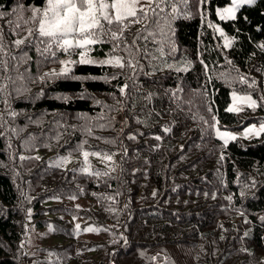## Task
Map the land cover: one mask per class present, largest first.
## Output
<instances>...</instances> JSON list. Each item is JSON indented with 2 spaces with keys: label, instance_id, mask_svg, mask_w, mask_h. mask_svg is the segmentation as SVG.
<instances>
[{
  "label": "trees",
  "instance_id": "16d2710c",
  "mask_svg": "<svg viewBox=\"0 0 264 264\" xmlns=\"http://www.w3.org/2000/svg\"><path fill=\"white\" fill-rule=\"evenodd\" d=\"M45 2L0 0V264H264V133L216 134L264 123V0L235 19L231 0H152L90 46L124 68L67 76L48 69L82 50L45 51ZM232 91L257 106L228 112Z\"/></svg>",
  "mask_w": 264,
  "mask_h": 264
},
{
  "label": "snow or ice",
  "instance_id": "6c2138e0",
  "mask_svg": "<svg viewBox=\"0 0 264 264\" xmlns=\"http://www.w3.org/2000/svg\"><path fill=\"white\" fill-rule=\"evenodd\" d=\"M183 3H187V0H182ZM199 3L205 2V0H198ZM232 6L224 8L220 12L221 19H235L236 10L245 4H253L255 0H231ZM141 0H47V7L41 13L39 8L32 9V19L38 23V36L50 38L48 47L45 51H49L52 44H56L64 52H69V50L80 49L79 64L81 65H92L99 63L103 65H111L119 68L125 67V62L122 57L110 56L106 60L95 61L88 56L90 46L95 45L98 42L97 33H103L105 28V23L107 25H118L120 27L119 34L117 32L111 33V38L113 40H119L123 34L124 28L128 25L125 23L129 18L133 19V22H139L140 18H147L148 13L152 12L155 14V8L152 7V0H147V5L145 7H140ZM159 7V4L156 5ZM173 13L177 11L175 7L172 9ZM138 14H143L142 17ZM19 27V25H17ZM217 31H220L217 29ZM31 29L29 30V35H31ZM220 35L224 36V33L220 31ZM17 45L23 44V40L15 41ZM135 43V41H133ZM232 41L225 39V47L231 46ZM264 48V45H260ZM72 61H61V64L65 65L61 68L60 73L53 72L52 75L56 76H67L72 72V69L67 67ZM128 66L132 67V61H128ZM171 67V66H170ZM177 71H186L187 68L180 69ZM47 75V74H46ZM76 79H81V77H75ZM243 79V78H242ZM126 87V86H125ZM121 93L124 92V88L120 89ZM238 100H243L248 104L249 107L255 108L256 101L251 97H237L233 93V107L227 109L228 112L240 111L239 108L235 106V102ZM264 133V123L261 124L260 128L257 130L254 126L247 128L245 130V136L256 135L259 136ZM217 136L223 140L225 146L228 144L229 140L237 139L234 135L228 132H220L217 129ZM159 139V137H157ZM90 153L83 152V157L85 164H88V157ZM91 155L99 156V153H91ZM107 161L112 160V156L106 155L103 157ZM23 159V157H21ZM67 162L62 160L61 163ZM84 172H90V165L82 169ZM94 175H101V173H91ZM107 175V173H104ZM231 199V197H229ZM79 229V225H76ZM86 231H95L93 228H88Z\"/></svg>",
  "mask_w": 264,
  "mask_h": 264
},
{
  "label": "rangeland",
  "instance_id": "374dc122",
  "mask_svg": "<svg viewBox=\"0 0 264 264\" xmlns=\"http://www.w3.org/2000/svg\"><path fill=\"white\" fill-rule=\"evenodd\" d=\"M146 5H147V0H141V3H140L139 6H140V7H145ZM231 6H232V2H230L229 4H227V5H225V6L218 7L217 10H216L218 18H221V17H220V12H221L224 8H228V7H231ZM46 7H47V0H46V2H45V5H44L43 8L41 9V13L44 11V9H45ZM217 29H219L220 31H222V32L224 33V31L222 30V28H221L219 25H216V30H217ZM220 31H217V32L220 33ZM37 32H38V26H37ZM222 37H223V42H224V44H225V39H226V38H227L228 40H231L230 36L227 35V34H225V33H224V36H222ZM88 56H89V58H91V59L93 58V55H88ZM79 58H80V57H79V55L77 54V55H74V56L70 57V59L67 60V61L79 62ZM71 65H72V63H69V64L67 65V67L71 68ZM64 66H65V65H63V64H61V65H56V66L54 65V66L49 67L48 71L60 72V71H61V68L64 67ZM263 84H264V82H263ZM233 93H235L237 97H251L249 94H240V93H236V92L232 91V92H231V102H230L228 108H229V107H233V105H234V102H233ZM251 98H252V97H251ZM252 99H253V98H252ZM253 100H254V99H253ZM235 106L241 110V109H243L245 106H248V104H247L246 102H244L243 100H238V101L235 102ZM261 124H262V123H259V124H251V125L246 126V127L243 128V129H232V130H230V129H219V131H220V132H228V133H231V134L234 135L235 137H236V136H243V137H246V138H250V137H254V136H256V135H251V134H249L248 136H245V130H246L247 128H251V127H253V126L258 130V129L260 128ZM216 132H217V130H216Z\"/></svg>",
  "mask_w": 264,
  "mask_h": 264
},
{
  "label": "bare ground",
  "instance_id": "6f19581e",
  "mask_svg": "<svg viewBox=\"0 0 264 264\" xmlns=\"http://www.w3.org/2000/svg\"><path fill=\"white\" fill-rule=\"evenodd\" d=\"M195 189V188H194ZM198 190V189H197ZM223 190V189H222ZM205 191V190H204ZM200 192H201V190H200ZM221 193V192H220ZM198 194H199V191H198ZM201 195V194H200ZM205 196H206V194H205ZM233 196V195H232ZM215 197H218V196H215ZM220 197V196H219ZM221 200V199H220ZM223 200V199H222ZM225 202V201H224ZM228 203V202H227ZM225 204V203H224ZM232 206V205H231ZM229 212H230V210H228ZM236 213V212H235ZM231 214H232V211H231ZM237 214H238V212H237ZM229 215V214H228ZM235 215V214H234ZM230 216V215H229ZM233 216V215H232ZM233 220H235V219H233ZM260 248H261V246H260Z\"/></svg>",
  "mask_w": 264,
  "mask_h": 264
}]
</instances>
